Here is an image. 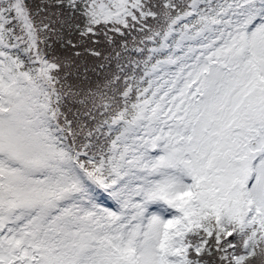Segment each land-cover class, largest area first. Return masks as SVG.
I'll return each mask as SVG.
<instances>
[{"label": "snow or ice", "instance_id": "6c2138e0", "mask_svg": "<svg viewBox=\"0 0 264 264\" xmlns=\"http://www.w3.org/2000/svg\"><path fill=\"white\" fill-rule=\"evenodd\" d=\"M0 264H264V0H0Z\"/></svg>", "mask_w": 264, "mask_h": 264}, {"label": "trees", "instance_id": "16d2710c", "mask_svg": "<svg viewBox=\"0 0 264 264\" xmlns=\"http://www.w3.org/2000/svg\"><path fill=\"white\" fill-rule=\"evenodd\" d=\"M30 2H35V0H30ZM76 36H78V34H73V36L69 37V38H74ZM94 39H97L100 41V44L97 46L99 49H108L109 48V45H107L106 41L104 40L103 35H99V36L95 37ZM148 46L151 47L153 45L149 44ZM54 48L56 49L58 54H62L66 51V49L60 47L59 43L54 45ZM80 50L83 51L82 49H80ZM132 55L134 56V58H137V59L140 58L138 56V54H136V53H133ZM82 59H83L84 63H87L89 65H93L94 63L98 62V61H95L94 58L88 57L86 55L84 57H82ZM138 74H140V73H138ZM93 78H95V75L93 76Z\"/></svg>", "mask_w": 264, "mask_h": 264}, {"label": "rangeland", "instance_id": "374dc122", "mask_svg": "<svg viewBox=\"0 0 264 264\" xmlns=\"http://www.w3.org/2000/svg\"><path fill=\"white\" fill-rule=\"evenodd\" d=\"M104 206L110 207V208H115V202L112 201L110 198L109 199H103V197L98 199Z\"/></svg>", "mask_w": 264, "mask_h": 264}]
</instances>
